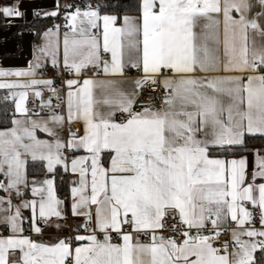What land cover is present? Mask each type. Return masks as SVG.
<instances>
[{"label":"snow or ice","instance_id":"snow-or-ice-1","mask_svg":"<svg viewBox=\"0 0 264 264\" xmlns=\"http://www.w3.org/2000/svg\"><path fill=\"white\" fill-rule=\"evenodd\" d=\"M64 9L62 59L56 25L26 68L0 67V99L21 116L0 130V225L9 232L0 264H264V155L254 153L251 173L243 155L220 158L238 155L246 137L264 138V0H136L137 14L123 16L91 3ZM0 14L23 15L18 3ZM43 15L59 16V0ZM49 62L56 76L41 78ZM65 73L73 78L62 90ZM156 87L161 106L138 109ZM65 150L85 154L69 162ZM28 158L78 174L71 212L85 222L73 232L86 235H24L26 219L37 235L65 227L53 179L33 180V199L13 204L28 187ZM226 232L231 240L214 246Z\"/></svg>","mask_w":264,"mask_h":264},{"label":"crops","instance_id":"crops-1","mask_svg":"<svg viewBox=\"0 0 264 264\" xmlns=\"http://www.w3.org/2000/svg\"><path fill=\"white\" fill-rule=\"evenodd\" d=\"M3 3L6 6H10V5H13L14 3H18L20 5V11L23 13V15L21 17L10 18V21H9V19L4 18V22H5L7 27L5 29L0 30V67L12 68V69L26 68L28 66L29 61H31L33 58L34 48L36 46L44 43L43 33L46 32L49 28L42 31L40 33L39 37H37V38H36V32L35 31L25 30V31L20 33L21 41H17L14 38H12L11 34L16 29L17 25L22 24V23H28V22L32 21V19L35 16H38V15H36V13H40L41 15H43V13H45V12H50V11L55 10L57 1L56 0H9L8 2L5 1ZM0 7H2V5H0ZM51 28L53 30H55L53 27H51ZM66 31H68V30H65L63 33L59 32V41H60V46H61V59H62V47H63V35ZM43 70L47 72L49 77L56 76V71L52 69L50 62L46 64V67ZM89 75H90V73H89ZM41 78H44V77L41 76ZM71 78H73V77H71ZM12 79H15V78H12ZM125 87H127V86L125 85ZM5 91L7 92V90H5ZM48 95L49 94L47 92H45V94H44L45 99L48 97ZM29 100H32L31 94H30ZM42 116H46V115H42ZM20 118H21L20 114L15 112V105H14V110L12 113V120L13 119H20ZM12 127H13V124L7 129H10ZM67 127L68 126L65 125V130L61 133V137L64 140H67V138H68ZM73 127L77 128V127H79V125H74ZM7 129H0V130H7ZM37 137L39 139H42V140H51L52 139L46 133H42L39 130H37ZM255 152L256 151H254L253 153H248V154L243 155L248 160V171H249V173L252 172L253 167H254V160H255L254 153ZM64 154H65V156L68 157V160L70 162V160L74 156L84 155L85 153L83 151L72 153L68 150H65ZM220 158H227V157L220 156ZM236 158L239 159L240 157H236ZM227 159H232V158H227ZM29 162H32L30 158H28V162L26 164V177H27V181H28V187L25 188V187L21 186V191L23 192L22 197H16L15 194H13V196H12L13 204H20L21 200L33 199L32 195H31V186H32L31 182L33 180L42 181L43 179H46V178L47 179H53L54 180L55 196L57 199L62 201V203L59 205V208L65 217V219L60 220L59 223H61L62 225H65V227L62 230H57L56 228L45 227L42 235H37V234L30 231V221L27 219L25 220L23 227L25 229L24 235L31 236V238L36 240L37 242H45V243L55 242L54 238L66 237L70 228H72V230H73L78 225H82L85 222V218L83 216H73L72 212H71V205L75 202L74 198L72 197L71 189L74 186H78L77 184L74 183V182L78 181V174L72 173L71 170L65 171L62 166H57L53 173H48L46 171V173L44 175H37V174L28 175L27 166H28ZM37 163H42L44 165V162H37ZM59 168L61 169V174L64 175L68 180V196H69L68 205H66V203L59 197L58 192H57L56 177L54 176V173ZM45 170H46V168H45ZM2 178H4V177L2 176ZM258 182H260V181H258ZM0 196H7V193L0 191ZM92 210L94 212V210H95L94 205L92 206ZM22 214L24 217H30V215H31L30 210H28V209H22ZM52 220H53V222H55L56 218L53 217ZM40 226L44 227L43 224H41ZM93 226H94V223L89 225V227H93ZM255 227L256 228L261 227L258 219L255 220ZM0 234L6 236L9 234V232L5 231L4 227L2 225H0ZM76 234L86 235L87 233L84 231L83 227H81L79 229V232ZM113 235H114V239H115V234H113ZM100 238H102V235L100 236ZM244 239H248V238L244 237ZM140 240L142 242H149L147 237L140 238ZM113 242H114V240H113ZM119 242L120 241L118 240L117 243H119ZM76 243H79V242H76ZM257 252H260V251H257ZM11 258L15 259V257H11Z\"/></svg>","mask_w":264,"mask_h":264},{"label":"trees","instance_id":"trees-1","mask_svg":"<svg viewBox=\"0 0 264 264\" xmlns=\"http://www.w3.org/2000/svg\"><path fill=\"white\" fill-rule=\"evenodd\" d=\"M8 2L9 0H3V2ZM85 4H99L101 6V14H116L123 16L124 14L136 15L134 10L136 0H64V4L80 5ZM109 5L119 7H109ZM72 9H69L71 11ZM57 17H46L43 15L35 16L32 21L28 23H22L17 25L16 29L12 32L11 37L17 41H21L20 33L25 30H32L36 32V38L39 37L40 33L48 28L54 26ZM7 26L4 22V17L0 14V30L5 29ZM7 95L5 90L0 89V98ZM14 110V104L10 100L4 101L0 99V129H7L12 125V113ZM260 150L264 155V138L259 136L256 137H246V144L244 148L237 149L238 155H228L227 158H236L241 155L253 153L254 151ZM28 175H44L46 173L45 167L42 163L29 162L27 166ZM56 177V187L59 197L68 205V180L61 174V169H57L54 173ZM2 176L0 175V179ZM257 260L261 258V252L256 254Z\"/></svg>","mask_w":264,"mask_h":264},{"label":"built area","instance_id":"built-area-1","mask_svg":"<svg viewBox=\"0 0 264 264\" xmlns=\"http://www.w3.org/2000/svg\"><path fill=\"white\" fill-rule=\"evenodd\" d=\"M57 1V0H56ZM59 4H60V15L57 16V20L53 26V28L55 29V26L56 25H60V30L59 32L60 33H63L65 30H68L64 25H65V9H64V0H59ZM85 3H82L80 5H78L79 7L83 8L85 7ZM135 73H130V75H134ZM42 77L44 78H52V77H49L47 72L42 70ZM68 78H71L68 74H64L62 75L56 82V87L58 88H61L63 90V81L68 79ZM160 88L159 87H156L155 91L151 93V95H149V92L148 91H144L140 98H139V101L136 105V107L138 109L140 108H144V107H148V106H155L156 108H159L161 106V100L158 97V94L160 93ZM55 103V100L53 101ZM38 103V102H37ZM30 109L33 108L35 105L33 104V99L32 100H29L28 102V105H27ZM62 108H63V105H62ZM58 111H60V109H58ZM42 115H47V113L45 112H42L41 113ZM1 179H4V178H1ZM76 233L73 232L72 228H70L69 232L67 233V236L69 235H75ZM165 236H168L170 235L171 233L169 232H164ZM193 234H194V230H193ZM207 234V233H205ZM140 238H145V237H140ZM177 239H183V237L181 236H177L176 237ZM231 240V236H230V232H226V233H222L219 241L214 245L216 247H219L220 244H222L223 242L225 241H230ZM114 242L117 243L118 242V239L115 238L114 239ZM231 246L229 247V251H231Z\"/></svg>","mask_w":264,"mask_h":264},{"label":"rangeland","instance_id":"rangeland-1","mask_svg":"<svg viewBox=\"0 0 264 264\" xmlns=\"http://www.w3.org/2000/svg\"><path fill=\"white\" fill-rule=\"evenodd\" d=\"M0 5H2V7H3V6H6V5L3 3V0L0 1Z\"/></svg>","mask_w":264,"mask_h":264}]
</instances>
